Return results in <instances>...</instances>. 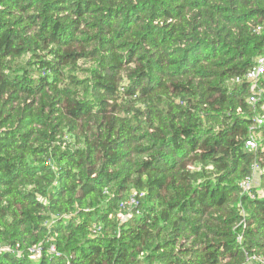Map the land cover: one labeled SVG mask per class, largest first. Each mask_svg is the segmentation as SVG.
Returning <instances> with one entry per match:
<instances>
[{
    "label": "trees",
    "instance_id": "1",
    "mask_svg": "<svg viewBox=\"0 0 264 264\" xmlns=\"http://www.w3.org/2000/svg\"><path fill=\"white\" fill-rule=\"evenodd\" d=\"M262 55L264 0H0V264L264 256Z\"/></svg>",
    "mask_w": 264,
    "mask_h": 264
},
{
    "label": "built area",
    "instance_id": "2",
    "mask_svg": "<svg viewBox=\"0 0 264 264\" xmlns=\"http://www.w3.org/2000/svg\"><path fill=\"white\" fill-rule=\"evenodd\" d=\"M263 74H264V55L260 56L256 64L254 65V67L245 74V79L248 80L250 83L251 93L249 95V102L253 105H255L259 101L260 96L262 94V88L259 87L258 85V79ZM240 80L241 78H237V81H240ZM263 123H264V115L258 114L255 117V125L253 128L255 127L258 128ZM246 147L249 149L256 150L258 148L256 139L254 137H251L246 142ZM251 168H252V175L244 178L240 183L243 192H246V193H249L250 189L253 187L252 181H253L254 176L262 172V168L260 164L257 162L253 163ZM137 204H138V201H137L136 194L131 193L123 201H121L120 208L122 211L127 210L126 213H129V211L132 210ZM126 216L127 214L122 215L121 218L124 219ZM4 250H5V246L0 245V255L3 253ZM30 250L32 251V253H34V255H40L42 252L41 245H35ZM55 250H56L55 246L51 245L50 251L54 252ZM248 261H253V262H256L257 264H264V256L254 254V255L248 256Z\"/></svg>",
    "mask_w": 264,
    "mask_h": 264
},
{
    "label": "rangeland",
    "instance_id": "3",
    "mask_svg": "<svg viewBox=\"0 0 264 264\" xmlns=\"http://www.w3.org/2000/svg\"><path fill=\"white\" fill-rule=\"evenodd\" d=\"M254 138L256 139L257 141V144L258 146L260 145V138H261V134L260 133H256L254 135ZM260 185V175L259 174H256L253 178V181H252V186L253 187H258ZM246 264H257L256 262H253V261H248Z\"/></svg>",
    "mask_w": 264,
    "mask_h": 264
}]
</instances>
